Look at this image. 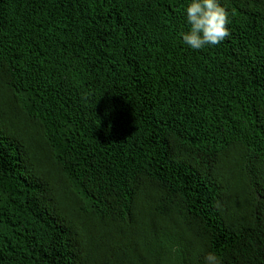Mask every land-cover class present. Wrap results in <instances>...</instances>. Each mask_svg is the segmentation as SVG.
I'll use <instances>...</instances> for the list:
<instances>
[{
	"label": "trees",
	"instance_id": "trees-1",
	"mask_svg": "<svg viewBox=\"0 0 264 264\" xmlns=\"http://www.w3.org/2000/svg\"><path fill=\"white\" fill-rule=\"evenodd\" d=\"M0 0V264H264V0Z\"/></svg>",
	"mask_w": 264,
	"mask_h": 264
},
{
	"label": "clouds",
	"instance_id": "clouds-1",
	"mask_svg": "<svg viewBox=\"0 0 264 264\" xmlns=\"http://www.w3.org/2000/svg\"><path fill=\"white\" fill-rule=\"evenodd\" d=\"M186 15L190 31L180 36L194 50L219 45L230 35L229 14L218 0H191ZM205 261L206 264H219L218 257L211 252L205 256Z\"/></svg>",
	"mask_w": 264,
	"mask_h": 264
}]
</instances>
